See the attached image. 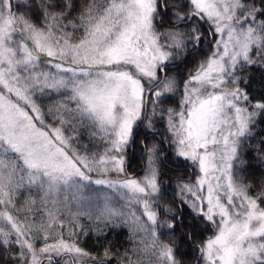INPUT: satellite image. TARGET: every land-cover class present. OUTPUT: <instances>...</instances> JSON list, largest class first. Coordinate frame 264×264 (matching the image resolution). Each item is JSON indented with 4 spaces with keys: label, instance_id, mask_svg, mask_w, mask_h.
I'll return each mask as SVG.
<instances>
[{
    "label": "snow or ice",
    "instance_id": "6c2138e0",
    "mask_svg": "<svg viewBox=\"0 0 264 264\" xmlns=\"http://www.w3.org/2000/svg\"><path fill=\"white\" fill-rule=\"evenodd\" d=\"M204 45L182 82L169 74ZM253 67L264 0H0V264H181L185 207L212 230L197 264H264V182L243 172L245 149L264 162ZM165 143L194 170L171 203ZM121 227L133 246L117 256L99 242Z\"/></svg>",
    "mask_w": 264,
    "mask_h": 264
},
{
    "label": "trees",
    "instance_id": "16d2710c",
    "mask_svg": "<svg viewBox=\"0 0 264 264\" xmlns=\"http://www.w3.org/2000/svg\"><path fill=\"white\" fill-rule=\"evenodd\" d=\"M205 35H207L206 32ZM209 47V45L202 46L197 56L187 58V62H181L180 66L173 69L169 74L181 78L182 82L185 72L193 68L197 59H202L207 54ZM248 74L250 76L248 85L249 91L253 97L260 99L264 96V70L253 67ZM178 103L179 97L169 100L168 105L176 107ZM41 106L46 111L47 104L42 103ZM156 127L158 129L156 135L159 136V133L163 132L165 128L163 124H157ZM260 129L261 130L258 131L257 140H259L261 136H264V125H261ZM145 134V130L141 128L139 135L136 138L135 150L130 152V157L128 158L129 163L127 165V170L129 173L135 174L136 176H139L143 171L144 162L140 151L139 141L144 139ZM85 142L87 141L85 140ZM161 151L165 153V155L162 156L159 167L161 169L162 179L169 189V193L165 196V201L171 203L170 193L172 196L174 195L171 190L174 188L176 182L188 179L193 169L187 163L177 161L169 151V145L167 143L161 146ZM243 158L247 161V164L243 169L244 181L258 190L261 183L264 182V162L257 159V155L247 149H245V155ZM177 211H179V209H177ZM183 212L185 220L189 222L188 226L184 228V232H191L192 238L191 240H183L180 243L178 259H180L181 264H195V258L196 255L198 257V252L194 245L200 243L206 236H210L212 230L211 228L205 229L201 222L194 220L187 207L183 209ZM129 237V230L121 227L109 230L108 235L99 243L101 245H110L112 251L119 256L120 253H123L125 250L130 249L133 246V241H131ZM161 238L167 240L166 236L162 235ZM80 246L86 251L96 255H99L102 250L101 247L97 246L96 238L91 234V231H89L88 235L80 238ZM0 255H2V250H0ZM112 264H115V260H113Z\"/></svg>",
    "mask_w": 264,
    "mask_h": 264
},
{
    "label": "rangeland",
    "instance_id": "374dc122",
    "mask_svg": "<svg viewBox=\"0 0 264 264\" xmlns=\"http://www.w3.org/2000/svg\"><path fill=\"white\" fill-rule=\"evenodd\" d=\"M168 106H170V105H168ZM171 107H174V106H171ZM177 107V106H176ZM140 131V130H139ZM130 157V153H129V156H128V158ZM131 174V173H130ZM132 175H135V174H132ZM194 175V170L191 172V175H190V177H192ZM136 176V175H135ZM190 177H188V178H190ZM172 198V194H170V199ZM190 212V211H189ZM193 244V243H192ZM196 244H199V243H196ZM195 244V245H196ZM197 259H198V257H197V255H196V258H195V264H197Z\"/></svg>",
    "mask_w": 264,
    "mask_h": 264
},
{
    "label": "flooded vegetation",
    "instance_id": "af4514ba",
    "mask_svg": "<svg viewBox=\"0 0 264 264\" xmlns=\"http://www.w3.org/2000/svg\"><path fill=\"white\" fill-rule=\"evenodd\" d=\"M171 194V193H170ZM187 221V220H186Z\"/></svg>",
    "mask_w": 264,
    "mask_h": 264
}]
</instances>
